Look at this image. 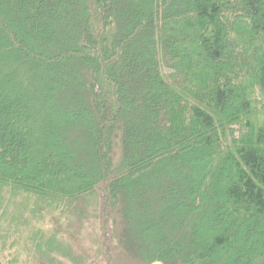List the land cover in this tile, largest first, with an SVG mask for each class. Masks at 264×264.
Masks as SVG:
<instances>
[{
    "label": "trees",
    "instance_id": "16d2710c",
    "mask_svg": "<svg viewBox=\"0 0 264 264\" xmlns=\"http://www.w3.org/2000/svg\"><path fill=\"white\" fill-rule=\"evenodd\" d=\"M73 240L264 264V0H0V264Z\"/></svg>",
    "mask_w": 264,
    "mask_h": 264
},
{
    "label": "rangeland",
    "instance_id": "374dc122",
    "mask_svg": "<svg viewBox=\"0 0 264 264\" xmlns=\"http://www.w3.org/2000/svg\"><path fill=\"white\" fill-rule=\"evenodd\" d=\"M123 228V223H118V232L122 233L121 229ZM93 241V240H92ZM65 243V251L70 255V261L67 259H63L65 264H72L71 259L76 261H82L85 264H98L102 259L97 251L98 242H82L75 241ZM67 253V254H68ZM37 257V256H36ZM112 264H147L142 262L139 258H137L136 253L131 249H123L122 247H117L114 257L112 260ZM153 264H162V263H153Z\"/></svg>",
    "mask_w": 264,
    "mask_h": 264
}]
</instances>
